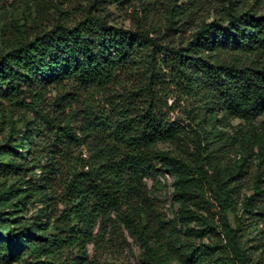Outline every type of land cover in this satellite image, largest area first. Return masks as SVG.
<instances>
[{"label": "trees", "instance_id": "16d2710c", "mask_svg": "<svg viewBox=\"0 0 264 264\" xmlns=\"http://www.w3.org/2000/svg\"><path fill=\"white\" fill-rule=\"evenodd\" d=\"M133 1L141 9L134 27L112 24L110 5ZM162 1L163 32L150 19L159 0H85L79 17L54 5L49 27L17 25L0 46V98L31 114L28 170H38L37 181L17 172L18 185L0 199L39 192L49 208L45 221L0 226L2 264H89L87 245L99 246L116 222L142 244L147 264H264V167L246 177L243 157L223 172L241 144L221 128L264 114V0H227L185 36L174 24L187 23L191 11ZM123 77L130 84L106 100L109 112L77 107V94L104 92ZM176 107L183 117L172 120L167 112ZM184 120L193 131L190 164L155 148L183 134ZM249 144L261 149L264 135L252 132ZM17 152L14 141L0 145V155ZM156 164L174 177L179 197L196 199L205 213L180 212L195 220L182 238L164 239V221L150 209L146 179ZM214 231L221 244L213 259L194 238Z\"/></svg>", "mask_w": 264, "mask_h": 264}, {"label": "rangeland", "instance_id": "374dc122", "mask_svg": "<svg viewBox=\"0 0 264 264\" xmlns=\"http://www.w3.org/2000/svg\"><path fill=\"white\" fill-rule=\"evenodd\" d=\"M236 1L238 0H233V2ZM163 3L164 1L159 0L156 11H153L150 15L152 24L159 27L160 32L165 30L164 25L166 23L164 18L166 6ZM177 4H182L184 8H188L191 11V16L187 23L183 25L174 24L175 27L179 28L180 34L185 36L202 21H209L221 13L227 5V0H178ZM54 5L64 11V17L73 20L79 17L81 8L86 4L85 0H0V46L3 42L16 37L18 34L17 25L29 24L32 21L39 24L40 27H49L54 21L53 18L57 16ZM134 6H138L136 1H133L132 5H126L125 7L110 5L111 23L124 28H133L134 20L132 16L134 12H137L138 16H140L141 11V9L138 7L134 8ZM170 36L174 37L175 34L171 31ZM130 81L129 77H123L118 80V83L109 86L104 92L93 91L89 96H86L85 93H79L75 96L77 107L82 108L83 104L88 103L94 110L109 112L106 100L114 93L122 92L121 85L128 87ZM55 93L54 89L49 92L47 95L49 101H52ZM171 104L172 99L169 98L168 105ZM167 117L173 120L177 119V117H183V115L179 108L176 107L167 112ZM30 118L31 114L27 110L9 106L0 98V145L14 141L18 149L17 153L20 152V156H16L17 154L0 155V194L6 193L10 185H18L17 172L24 173L25 179L37 181L38 170H28L30 169L28 156L31 145L28 144L29 136L26 134L25 123ZM187 123V120L181 123L185 128L183 134L172 141L159 143L155 148L165 152L171 158L190 164L193 158V131L190 130V126H187ZM221 128L241 144L237 148L236 153L231 154L230 163L223 167L225 168L222 169L223 172L229 173L243 157L248 164L246 177L264 167V145L261 149L256 147L251 149L249 146L252 132L264 135V114L258 117L253 124H247L240 119H233L227 121ZM31 141H34V136ZM146 184L149 190L150 209L155 219L158 218L164 221V239H167L170 235L182 238L186 229L194 227L195 220L193 218L190 220V216L185 220L179 218L182 210L187 211L189 215L205 214L199 208L196 199L188 200L179 197L174 187V177L168 173L166 168L156 164V174L151 178H147ZM19 187L23 188V186ZM54 193L52 191L51 195L56 196ZM52 203L55 211L62 208L58 200L53 199ZM48 211V204L42 193L22 192V190H19L15 196L10 194L0 199V214L2 215L0 226L3 229H8L17 227L20 224L39 220L45 221L43 215ZM229 217L233 221L231 214ZM111 218L113 219L114 216H111ZM216 218L214 215V220L217 223ZM105 231L99 246L87 245L89 264H147L144 260L142 244L130 236L122 225L116 222L114 228L108 226ZM194 243L201 245L214 259L213 249L221 244V236L214 231L203 237L194 238ZM0 264L2 263L0 262ZM12 264L20 263L14 262ZM168 264L175 263L171 262Z\"/></svg>", "mask_w": 264, "mask_h": 264}]
</instances>
